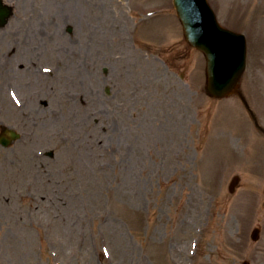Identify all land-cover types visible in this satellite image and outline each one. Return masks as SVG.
<instances>
[{
  "label": "rangeland",
  "instance_id": "obj_1",
  "mask_svg": "<svg viewBox=\"0 0 264 264\" xmlns=\"http://www.w3.org/2000/svg\"><path fill=\"white\" fill-rule=\"evenodd\" d=\"M6 1L0 135L21 139L0 145V264H264V135L206 94L201 52L173 66V0ZM209 3L247 37L264 128V0Z\"/></svg>",
  "mask_w": 264,
  "mask_h": 264
},
{
  "label": "water",
  "instance_id": "obj_2",
  "mask_svg": "<svg viewBox=\"0 0 264 264\" xmlns=\"http://www.w3.org/2000/svg\"><path fill=\"white\" fill-rule=\"evenodd\" d=\"M174 3L187 41L207 59L208 93L214 98L230 95L237 90L246 68L245 37L221 27L207 0H174ZM12 16L13 8L0 0V28L5 27ZM5 134L6 137L0 139L4 146L19 138L11 130ZM238 182L239 178L233 180L231 192Z\"/></svg>",
  "mask_w": 264,
  "mask_h": 264
},
{
  "label": "bare ground",
  "instance_id": "obj_3",
  "mask_svg": "<svg viewBox=\"0 0 264 264\" xmlns=\"http://www.w3.org/2000/svg\"><path fill=\"white\" fill-rule=\"evenodd\" d=\"M5 3H6V4H9L6 0H5Z\"/></svg>",
  "mask_w": 264,
  "mask_h": 264
}]
</instances>
